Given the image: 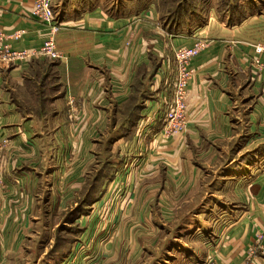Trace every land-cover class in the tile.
Returning <instances> with one entry per match:
<instances>
[{
  "label": "crops",
  "instance_id": "obj_1",
  "mask_svg": "<svg viewBox=\"0 0 264 264\" xmlns=\"http://www.w3.org/2000/svg\"><path fill=\"white\" fill-rule=\"evenodd\" d=\"M260 2L254 0L246 17L222 16L212 8L204 25L175 33L160 23L157 1L140 7L136 0H52L60 25L55 38L61 58L0 68V144L6 140L11 149L5 158L17 166L37 156L24 180L33 172L39 178L37 166L51 169L57 157L75 162L79 168L71 171L74 174L69 167L66 172L71 184L44 193L69 197L83 189L91 167L86 163L100 156L94 148L112 133L105 142L132 169L128 195L134 196V203L118 209L125 214L114 224L118 228L126 223L128 233L146 232L144 239L149 240L165 226L167 214L175 212L170 216L175 219L190 204L189 170L192 163L201 162L208 165L199 170L201 177L213 178L208 199L192 214L180 215L188 223L183 225L189 227L186 231L196 230L191 241L200 244L184 246L183 233H178L183 264L204 263L208 242L220 253L214 255L215 264H241L258 235L263 237L258 264H264V72L255 65V59L264 60V1L262 7ZM33 4L34 0H0V30L7 35L24 32L20 39H9L14 49H38L48 37L50 25L33 15ZM199 39L211 43L192 62L195 76L189 86L186 131L166 139L162 121L156 118L144 127L145 134L127 138L122 132L128 131L133 113L131 99L140 101L141 119L158 111L163 92L170 95L175 83V50ZM39 94L46 97L38 102ZM42 101L47 112L39 118ZM44 147L53 153L45 155ZM38 192L33 180L0 187V211L13 213L2 224L31 226L33 220L18 213L23 204L25 211H37L32 196ZM8 195L24 202L7 206Z\"/></svg>",
  "mask_w": 264,
  "mask_h": 264
},
{
  "label": "rangeland",
  "instance_id": "obj_2",
  "mask_svg": "<svg viewBox=\"0 0 264 264\" xmlns=\"http://www.w3.org/2000/svg\"><path fill=\"white\" fill-rule=\"evenodd\" d=\"M184 1L186 0H159L158 10H161L163 15H168L172 12L176 13L177 5ZM193 2L194 5L198 6L196 8L198 13L203 15V21H197L199 24L195 25V29L204 25L212 8L216 9V13H223L222 2L227 7L237 3L241 7L245 6L246 11H249L248 7L254 6V0H193ZM262 4L264 5V2ZM160 21L161 24L164 23L162 17ZM199 40L204 41V39ZM171 94L172 92L170 95L163 92L162 97L172 100ZM130 105L131 109H134L133 104ZM106 135L108 136L104 140L99 138L98 147L94 148V151H97L100 156L93 157L91 163H86L89 167L91 166L86 180V183H88L86 188L81 189L80 192H78L79 190L76 191L79 194L69 197H61V195L55 194V198L54 196L53 198L46 196L44 193L47 190H52V187L60 189V191L65 189L63 187L70 185L72 182L70 178H67V168H70L69 172L71 173V171L75 172L79 166L75 162L68 164L64 158L60 159L61 157H57V160L53 162L54 164H51L52 167L50 165L51 169L47 165L37 166L39 168L37 170L40 173L39 178L33 172L32 176L28 180L25 179V181L22 176L29 174L30 169L34 166L32 163L37 164L38 160L35 159L37 156L30 158L28 162L25 161L24 164L19 163L16 166L13 164L12 159L5 158V156L11 155L9 151L11 149L5 146L7 145L6 140L2 141V144H0V155L3 156L0 157V187L12 188L20 183L25 185L27 181H30L31 184L33 180L39 192L36 193L37 195L32 196L36 201L35 208L38 212L25 211L27 205L23 204L21 209L23 211L18 213L31 218L33 220L31 226L22 225L23 227L20 228L5 227L2 224L4 222L2 220L4 218L9 219V216L13 213L0 211V254L4 255L3 258H0V264H183L184 260L181 255H178L179 249H183V246L178 242L179 239H176L178 233L182 232V240L188 241L183 242L181 240V243L185 244L184 246L195 248L200 245L196 241H191L196 230L189 229L186 231V228L189 227L183 225L188 223L183 221L184 219L180 215L184 213L183 216L186 217L192 214L194 208H198L204 199H208V185L212 183L211 179L213 177H205L204 179L199 174V170H203L202 166L208 165L201 162L192 163L190 170L193 171L189 170V174L192 177L186 184V187L190 190V204H186V207L181 208V212L178 213L179 216L175 219L170 217L172 214H176L175 212L167 214L165 218L167 223L164 222L165 226L159 231L157 230L156 236L151 238V240H149V237L144 239V236H148L146 232H141L138 235L137 230L136 232L131 230L128 233L126 223L120 224L122 228H117L114 224L116 220L121 219L125 214L121 216V213L117 212L118 209L126 208L130 202L134 203V196L130 197L128 195V188L132 183L130 179L132 177V175L130 176L132 169L130 170V166L127 168L126 163L116 162L114 154L116 155L118 152H115L116 149L111 148L105 142L113 134L107 133ZM51 152L53 153V149H49V153H46L44 147L45 155H50ZM14 154L27 157L29 153L14 152ZM105 159L113 163V169L111 173L107 172L105 178H102V172L104 170L107 171L109 168L102 165L105 163ZM12 167L17 168V171H14ZM13 172L17 173L16 176H12ZM73 174L71 173L70 175ZM10 181L14 182L12 186L9 183ZM41 190L43 191L42 193ZM90 197H93L92 203L89 201ZM50 198H52V202L47 205V200ZM59 200H63V205L59 204ZM22 202L24 201H15L14 196H7V206L10 204L11 206L19 207ZM189 208L191 209L190 211H188ZM76 209L79 210V213H77L78 210ZM14 214L16 215L17 213ZM34 217H37L38 222L34 220ZM121 221L125 222L126 220L122 219ZM100 223H102L101 226ZM133 232L135 235L132 234ZM258 238L259 241H262L263 237L258 235ZM3 239H5V243ZM134 240L135 245H137L133 247L132 243ZM259 241L250 246L241 264H246L247 256L251 255L252 252H255L256 255V251L258 253L256 258L259 260ZM107 243H110L108 248ZM212 247L211 242H208V247L206 246V248L209 257L202 264H215V256L220 253L216 246Z\"/></svg>",
  "mask_w": 264,
  "mask_h": 264
},
{
  "label": "built area",
  "instance_id": "obj_3",
  "mask_svg": "<svg viewBox=\"0 0 264 264\" xmlns=\"http://www.w3.org/2000/svg\"><path fill=\"white\" fill-rule=\"evenodd\" d=\"M32 13L50 25V31L44 45L38 49H14L9 43V39H20L24 32L18 31L12 35H7L0 30V68L6 64H21L37 59L58 60L61 58L62 55L58 51L55 38L60 25H58L53 12L52 0H34ZM210 43L208 40H198L191 47H182L175 50L176 78L170 90L172 100H167L165 97L160 99L162 103L160 109L153 115L148 114L139 121L138 135H143L145 133L143 132L144 127L151 126L156 118L162 121L161 135L166 139L186 131L189 121L187 97L190 82L195 76L192 62L196 56L210 46ZM255 65L264 71L263 59H255ZM257 255V251L256 255L255 252L248 255L245 261L246 264H258Z\"/></svg>",
  "mask_w": 264,
  "mask_h": 264
},
{
  "label": "trees",
  "instance_id": "obj_4",
  "mask_svg": "<svg viewBox=\"0 0 264 264\" xmlns=\"http://www.w3.org/2000/svg\"><path fill=\"white\" fill-rule=\"evenodd\" d=\"M150 1H157V3L159 2V0H136V5L142 7L146 3H149ZM236 4H232V5H230V7H227V5H225V3L222 2L221 6L224 7V11L225 12L223 11V13H221V15L225 16L227 14H231V15L239 14L241 17H246V15H248V11H246L245 6L241 7L239 4H237V5ZM177 6H178V8L176 9L177 12L176 13L172 12L171 14H168V15H166V14L163 15L162 11L160 10L161 16H162V19H163L165 25L170 26L173 29H176V30H174V31H176L175 33H178L177 31H180V32L184 31L187 28H192L193 29V28L196 27L195 25L199 24L197 21H203V15L198 13V11L196 10V8H198V6L194 5L193 0H186V1L182 2V3L180 2ZM158 7H159V4H158ZM251 9H252V7L251 8L248 7V10H251ZM185 20H188V21L187 22H183ZM193 23H196V24H193ZM47 71H48L47 72V74H48L50 72V69H48ZM138 93H139V90H138ZM45 97H46L45 95L43 97V95L40 96V94H39V95H36V100L39 102V101H41V99H43ZM154 97L155 96L153 94L150 95V98H154ZM131 100H132V102H130V104H133L134 109H131L133 111V113L131 114V116L128 119V123H129L128 129H127L128 131L122 132V133H124V135H126L127 138L136 136L138 134V122L141 119V115H140V109H141L140 101H138L136 97L132 98ZM43 102H45V101H42V103ZM46 107H45V103H43L40 106L39 109H40V111H42V113L38 112L37 113L38 114L37 117H39V118L46 117V116H44V114L47 112L46 111ZM35 111H38V109H35ZM114 158L116 159V162L119 161V162H121V164L124 161V158L123 157L120 158V156L117 153H116V155L114 154ZM102 165H104L106 167H109L107 171L104 170L102 172V174H101V177L105 178V176H107V172L111 173V171L113 169V163H110L109 161H106ZM110 176H111V174H110ZM87 185H88V183H86L83 186V189H85ZM92 198L93 197H90V199H89V201H91V203L93 202ZM76 210H78V209H76ZM77 213H79V210L77 211Z\"/></svg>",
  "mask_w": 264,
  "mask_h": 264
}]
</instances>
